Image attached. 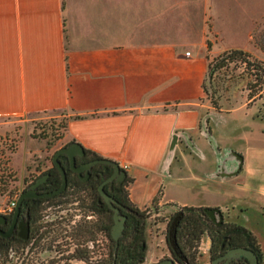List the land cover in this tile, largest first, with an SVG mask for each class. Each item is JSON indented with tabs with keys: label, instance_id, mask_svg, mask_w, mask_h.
<instances>
[{
	"label": "crops",
	"instance_id": "0c3cea01",
	"mask_svg": "<svg viewBox=\"0 0 264 264\" xmlns=\"http://www.w3.org/2000/svg\"><path fill=\"white\" fill-rule=\"evenodd\" d=\"M172 10L167 0H0V116L65 111V136L118 163L134 207L156 197L159 210L218 209L254 235L264 263V96L212 107L201 88L207 28L196 45ZM214 24L211 53L259 58L249 29L244 43L215 48Z\"/></svg>",
	"mask_w": 264,
	"mask_h": 264
},
{
	"label": "flooded vegetation",
	"instance_id": "af4514ba",
	"mask_svg": "<svg viewBox=\"0 0 264 264\" xmlns=\"http://www.w3.org/2000/svg\"><path fill=\"white\" fill-rule=\"evenodd\" d=\"M97 158L85 151L70 162L65 154H60L58 160L65 173L62 190L45 195L61 184L60 174L51 162L50 169L27 182L23 190L31 194L22 198L17 214L15 202L23 190L12 207L0 210V264H113V241L115 246L121 240L133 225L132 219L143 221L144 217L123 198L125 178L107 181L112 168L94 162ZM42 175L45 177L32 186ZM113 207L117 208L118 215L125 216L117 241L111 236ZM205 209V215L215 225L228 222L222 213L219 217L216 211L209 214ZM206 238L209 264H249L242 256L226 257L234 248L227 238L214 250L209 249L210 241ZM52 251L57 252L56 258L46 261L43 253ZM164 258L172 259L174 264H184L175 248ZM258 262L263 263L262 259Z\"/></svg>",
	"mask_w": 264,
	"mask_h": 264
},
{
	"label": "rangeland",
	"instance_id": "374dc122",
	"mask_svg": "<svg viewBox=\"0 0 264 264\" xmlns=\"http://www.w3.org/2000/svg\"><path fill=\"white\" fill-rule=\"evenodd\" d=\"M167 2L173 7L171 13L175 16L174 24L184 25L186 28L190 26L191 41L196 45L199 44V38L194 35L195 30L198 26L205 25L207 28L205 35L208 37L205 38L204 44L207 52L206 42L209 41V54L214 55L211 53L210 40H216V34L211 31V25L215 23L219 32L215 48L244 43L245 32L249 29V42L259 54L258 59L253 57L264 62V0H167ZM186 49L190 50L189 47ZM238 65L235 73L245 64ZM248 79V77L239 79L228 91L220 90L219 105L227 107L235 101L244 100L247 93L245 83ZM67 118V113L63 110L0 116V210L15 200L29 180L50 169L54 151L70 141L65 136ZM176 209L177 207L159 210L151 206L138 209L144 217V257L140 264H153L170 254L172 224L170 215ZM207 250V238L203 235L197 246L198 264H209ZM103 252L102 249L101 253ZM43 254H46V261L57 256L55 251Z\"/></svg>",
	"mask_w": 264,
	"mask_h": 264
},
{
	"label": "trees",
	"instance_id": "16d2710c",
	"mask_svg": "<svg viewBox=\"0 0 264 264\" xmlns=\"http://www.w3.org/2000/svg\"><path fill=\"white\" fill-rule=\"evenodd\" d=\"M206 46L208 51V41ZM205 58L206 74L201 88L212 107L219 108L220 90L228 91L243 77L249 78L245 83L247 99L264 96L263 61L252 58L241 49H227L214 55L206 52ZM238 63L245 65L235 73L236 68L239 66ZM259 112L263 117L264 104L261 105ZM129 181V178H125L122 195L131 204L126 191ZM155 203L156 197L151 201V207L154 209L157 208ZM204 209L203 207L182 206L177 207L170 215V223L172 222L170 241L185 264H198L196 260L197 246L203 235H206L210 241L209 249L214 250L223 242L224 238H227L234 247H247L256 254L258 260L261 259L257 240L248 229L233 222L215 225L205 215ZM140 214L142 215L141 212ZM132 224L121 240L117 242L116 249H114L113 241V264H140L144 257L143 221L132 219Z\"/></svg>",
	"mask_w": 264,
	"mask_h": 264
},
{
	"label": "water",
	"instance_id": "95a60500",
	"mask_svg": "<svg viewBox=\"0 0 264 264\" xmlns=\"http://www.w3.org/2000/svg\"><path fill=\"white\" fill-rule=\"evenodd\" d=\"M176 139H177V135L173 134L171 136L170 142H169V146H168V151L172 152L174 145L176 143ZM85 150L83 149V147L76 141H70L68 144L56 149L51 157V162L54 165V167L58 170L60 177H61V184L59 186V188H57L55 191L50 192V193H46L45 195H51L53 193L59 192L60 190H62L64 188L65 185V173L63 170V167L61 165V163L58 160V156L60 154H65L70 162H73L74 156L75 155H79L82 156L84 155ZM94 162H99L105 165H109L112 168V172L110 174V176L106 179L107 181H111L113 179L116 180H123L126 176V172L119 167L118 163L114 160L105 158V157H99L97 158ZM43 177H45V175L39 176L37 177V179L35 180V182L32 184V186H35L36 184H38ZM30 191L25 189L22 192L19 193L16 202H15V214H17L18 212V205L20 203V201L22 200V198L30 196ZM114 209V213H113V223L111 226V236L112 239L117 241L119 235L122 232V229L124 227V220H125V216L122 215H118L117 213V208L113 207ZM205 211H207L209 214H211L213 211L217 212V215L219 217H221V212L218 209H212V208H207L205 209ZM172 226V224L170 225V227ZM170 246L171 249H174L172 242L170 241ZM117 244H115L114 249H116ZM242 256L244 257L249 264H263V263H259L256 254L249 248L244 247V246H237L232 248L230 251H228V253L226 254V257L230 258V257H239ZM215 262V261H214ZM153 264H174L173 260L170 258H163L160 259L159 261L153 263ZM226 264V263H224Z\"/></svg>",
	"mask_w": 264,
	"mask_h": 264
},
{
	"label": "built area",
	"instance_id": "2783aa9c",
	"mask_svg": "<svg viewBox=\"0 0 264 264\" xmlns=\"http://www.w3.org/2000/svg\"><path fill=\"white\" fill-rule=\"evenodd\" d=\"M184 54H185V55L189 54V51H185ZM242 64H243V63H242ZM124 167H125V166H124ZM13 204H14V201H11V202H9V204L7 205V207L10 208V207L13 206Z\"/></svg>",
	"mask_w": 264,
	"mask_h": 264
}]
</instances>
